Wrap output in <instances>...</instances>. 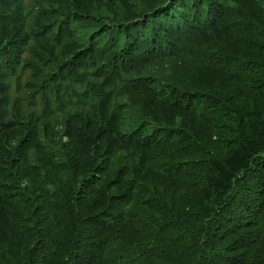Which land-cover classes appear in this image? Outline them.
Wrapping results in <instances>:
<instances>
[{
    "label": "trees",
    "instance_id": "obj_1",
    "mask_svg": "<svg viewBox=\"0 0 264 264\" xmlns=\"http://www.w3.org/2000/svg\"><path fill=\"white\" fill-rule=\"evenodd\" d=\"M0 83L86 114L0 150V264H264V0H0Z\"/></svg>",
    "mask_w": 264,
    "mask_h": 264
},
{
    "label": "rangeland",
    "instance_id": "obj_2",
    "mask_svg": "<svg viewBox=\"0 0 264 264\" xmlns=\"http://www.w3.org/2000/svg\"><path fill=\"white\" fill-rule=\"evenodd\" d=\"M108 9L109 7H107ZM104 15H107L109 19L114 18V16H109L108 13L106 14V11ZM92 82L93 80L91 79H84L86 88H92ZM3 85L5 86L2 87ZM12 92H16L15 85L10 87L5 83H0L1 106L3 107L10 102L9 113L11 114L9 116V113H7L5 117H2L0 125L8 127L10 123L15 122L16 124L22 125V131L20 129L14 133L5 132V130L1 131L0 150L3 152L6 151L7 154H13L17 151L21 143L30 139L27 149L23 152L22 164L31 173V170L34 168L39 169L40 151L36 146L38 139L41 140L40 138H43L48 143L50 148L46 149L47 152L57 154L59 148L55 144V141H59L58 145H61L63 139L74 142L75 132L72 131V126L79 125L78 117L85 118L86 114L83 111V103L71 98L58 87L54 98L42 93L44 98H40L38 102H35L38 112H28L26 107V119H22L18 114L19 103L15 102L17 97L11 101L2 100L1 98L3 95L8 94L9 98H12ZM34 95L36 94L32 93L31 98ZM70 113H72V116L67 117ZM1 114L3 115V113ZM12 130L14 131V129ZM16 156L15 154V159ZM44 185L48 187L50 182H44Z\"/></svg>",
    "mask_w": 264,
    "mask_h": 264
},
{
    "label": "bare ground",
    "instance_id": "obj_3",
    "mask_svg": "<svg viewBox=\"0 0 264 264\" xmlns=\"http://www.w3.org/2000/svg\"><path fill=\"white\" fill-rule=\"evenodd\" d=\"M222 4V3H221ZM87 70V69H86ZM8 121V120H7ZM42 162V161H41ZM46 168V167H45ZM63 170V169H62ZM65 170V169H64ZM60 173V172H59ZM59 175V174H58ZM66 175V174H65ZM60 176V175H59ZM57 177V176H56ZM61 178V177H60ZM63 180V179H62ZM45 217V216H44Z\"/></svg>",
    "mask_w": 264,
    "mask_h": 264
}]
</instances>
